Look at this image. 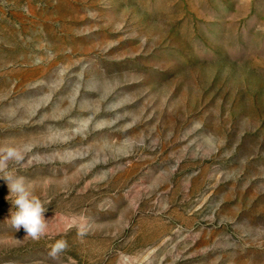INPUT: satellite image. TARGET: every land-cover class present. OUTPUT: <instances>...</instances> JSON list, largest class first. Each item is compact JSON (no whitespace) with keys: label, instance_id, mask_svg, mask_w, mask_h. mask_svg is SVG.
Here are the masks:
<instances>
[{"label":"rangeland","instance_id":"374dc122","mask_svg":"<svg viewBox=\"0 0 264 264\" xmlns=\"http://www.w3.org/2000/svg\"><path fill=\"white\" fill-rule=\"evenodd\" d=\"M0 148V264H264V0H0Z\"/></svg>","mask_w":264,"mask_h":264},{"label":"clouds","instance_id":"9594fccd","mask_svg":"<svg viewBox=\"0 0 264 264\" xmlns=\"http://www.w3.org/2000/svg\"><path fill=\"white\" fill-rule=\"evenodd\" d=\"M0 179H3L9 189V195L6 196L12 208L10 209V218L12 227L19 231L24 229L25 237L34 240L40 239L46 234L48 222L44 218L46 207L38 198L26 180L18 175L7 171V163L10 160L19 159L20 152L14 148H0ZM66 247V242L60 241L53 249L52 255Z\"/></svg>","mask_w":264,"mask_h":264}]
</instances>
